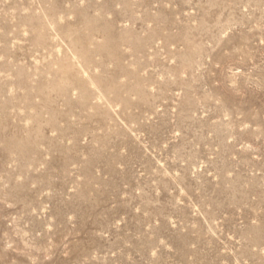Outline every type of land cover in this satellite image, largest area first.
<instances>
[{
    "label": "rangeland",
    "instance_id": "obj_1",
    "mask_svg": "<svg viewBox=\"0 0 264 264\" xmlns=\"http://www.w3.org/2000/svg\"><path fill=\"white\" fill-rule=\"evenodd\" d=\"M0 264H264V0H0Z\"/></svg>",
    "mask_w": 264,
    "mask_h": 264
}]
</instances>
